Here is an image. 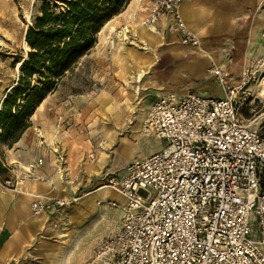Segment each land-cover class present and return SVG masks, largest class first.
I'll return each mask as SVG.
<instances>
[{
	"label": "built area",
	"instance_id": "2783aa9c",
	"mask_svg": "<svg viewBox=\"0 0 264 264\" xmlns=\"http://www.w3.org/2000/svg\"><path fill=\"white\" fill-rule=\"evenodd\" d=\"M183 1L136 0V10L145 14L143 24L164 20L182 45L196 47L199 38L179 11ZM262 72L264 55L250 59L238 83L230 84L225 67L211 62L207 73L222 95L188 90L156 96L139 133L165 145L128 161L123 172L103 175L100 186L122 201L96 203L120 209L121 221L81 264H264V110L250 108L260 100L255 88ZM67 101V110L49 107L56 119L52 143L36 132L38 155L21 176L44 181L40 169L64 164L59 138L76 124ZM19 181L5 188L15 191ZM52 202L60 201L33 198L31 213L41 214Z\"/></svg>",
	"mask_w": 264,
	"mask_h": 264
},
{
	"label": "rangeland",
	"instance_id": "374dc122",
	"mask_svg": "<svg viewBox=\"0 0 264 264\" xmlns=\"http://www.w3.org/2000/svg\"><path fill=\"white\" fill-rule=\"evenodd\" d=\"M41 1L42 0H0V38L7 42L6 46L0 45V103L6 91L17 80L20 65L18 60H22L21 58L26 56V51L28 50V47L25 46V32L27 27L32 23L34 17L39 15ZM125 8L126 7H124V9ZM26 11H28V16L25 13ZM129 18V16H126L123 19L121 11L119 14L112 16L111 19L102 26L97 34L95 45L76 61L59 81L56 89L48 94L50 95L49 101L42 107L45 115L39 117L37 114L34 118L35 120H32L31 117V125L22 134L21 144L17 143L21 138L11 145L5 142L0 143V184L3 187L8 185V188H14L13 184L15 180L19 181L21 179L27 181L28 179H32L21 176V173L25 170V167H30L36 158L37 151L35 149V142L37 126H50V124H54L56 120L52 111L49 110L50 106H60L61 110H67V107L64 105L69 99L72 107L78 104L80 108L79 111L81 112V110L83 111L87 108L86 106L88 105L87 102L89 99L98 97L103 91L112 96L113 100L119 98L120 94L118 90L122 81L121 78L117 79V77L113 75L116 67L113 63V56L117 51L114 45H112L114 38L109 32L107 23L110 21H118L120 23L118 26L122 27L125 20ZM4 32H7L8 35ZM163 37L164 40H167V33H163ZM159 39L161 43V36ZM131 41L132 39L122 40V47L118 49L120 51L122 50V56L127 54L126 47L133 46V44L131 45L130 43ZM166 49L167 48L164 47L158 49L160 52L159 61L155 64L153 71L155 79L164 83L165 93L169 92L176 95H183L185 91H195L194 87L197 84L199 85L202 80L192 79V87L186 89L185 86L182 87V85H179L174 77L169 75L170 58L172 56ZM206 82H211L214 85L218 84L214 78L206 80ZM202 90H205V88ZM207 93L199 92L198 94L205 96L215 95V93ZM70 96L71 98H69ZM140 97L143 101L145 117L148 110L146 106L153 101L155 95L153 91H149L148 89L144 91ZM259 99L260 100H256L254 104L250 105V108H254L256 111L264 110V99L260 97ZM74 109H76V107ZM74 109L72 108L71 112H75ZM71 112H69L68 115ZM250 113L251 109H246L243 112L244 116H249ZM135 114L136 112L132 117H134ZM97 125L101 124L97 123ZM97 125L89 126L84 119L81 120L80 123L74 124V126L69 128L68 132L72 133L74 138L83 141L88 140L93 146H96L101 138L99 136L102 135L101 132H98ZM140 125L135 131L136 134L140 130ZM110 126L113 125L111 124ZM130 127V124H123L121 118V121L112 129L117 133L118 138L124 135L131 137L134 135V132L130 130ZM117 142L118 139L108 150L110 153V161L101 174L92 175L88 181L86 176L80 173L75 179V182L79 183V187L67 200H63L59 203H51L52 205L45 210L43 223L39 222L42 224L41 226L37 225L38 223L32 224L31 220L33 221V219L25 218L24 211L20 209L19 205H15L14 207L13 205H9L0 208V264H52L51 260H53L54 252L57 250L56 253L58 255L61 248L67 243L77 245L71 257V264H81L90 256L95 243L104 236L98 238L96 241L95 237L101 235L104 229L107 230L106 234H109L120 225V209L108 207L106 205H98L96 201L102 197H91L79 205L77 199L87 192L96 190L103 184L102 179L104 174L108 172H119L129 160L139 159L144 157V154L147 156L153 152L159 151L161 147L165 145V142L154 137H146L140 134V136L136 138L135 145H133L135 147L132 149V158L129 152H126L124 149H122V152L117 151V153H111V150L117 146ZM98 146H101L100 143ZM93 153L94 158L92 160L96 158V152L93 151ZM85 156L87 158L89 154L85 153ZM84 163L86 164V169L87 164H94L88 159H86ZM18 165H20V167ZM48 178L49 177L45 180L47 181ZM7 180L10 181V184H6L5 181ZM105 190L107 192L111 191V189L107 188ZM8 192L18 196L17 191L9 190ZM108 196H110V193ZM31 201L32 200H29L28 202V209L30 212ZM91 209L96 211L93 212ZM99 213L102 216L100 219L97 218ZM39 217L43 219V216ZM54 232L61 234V236L53 234ZM48 240L55 241L54 243L57 245L52 244V247H50L51 244ZM7 247H9V255L4 254L5 248ZM42 252H47V254ZM55 257L57 258V256Z\"/></svg>",
	"mask_w": 264,
	"mask_h": 264
},
{
	"label": "crops",
	"instance_id": "0c3cea01",
	"mask_svg": "<svg viewBox=\"0 0 264 264\" xmlns=\"http://www.w3.org/2000/svg\"><path fill=\"white\" fill-rule=\"evenodd\" d=\"M131 1L134 12L137 14L139 19H143L145 14L141 12H137L136 0H131ZM127 8L128 7L126 6V8L122 11L123 19L126 16L130 17L129 12L133 11V10L132 11L127 10ZM180 14L183 18L185 25H187L189 29H191L193 32L199 35L202 46L205 48L206 51H208L209 55L212 57L211 59L214 58L213 59L214 61L218 63H225L227 65V82L230 84H236L238 82V77L240 76L241 69L248 62V60L260 57L263 54L264 0H184L180 4ZM164 23L165 21L162 20L159 21L156 26H154L155 30L161 36L162 40L161 43L154 45V51H153L154 54L152 58L153 66L150 72L145 76V78L141 83L142 85H141L140 95L148 89L149 91L150 90L153 91L155 95L154 99L156 98L157 95L165 94L164 83L157 81L153 74L154 66L159 61L160 52L158 51V49L160 47L167 48L166 50L172 56L170 58L169 75L174 77V79L176 80L177 83H179V85H182V87L185 86L186 89H189V87H192L191 84L192 79H200L202 80L200 81L201 85L197 84L194 87L195 89L194 92L196 93L208 92L209 94L215 93V95L218 96L222 95V91H221L222 89L221 87H219V84L214 85L211 82H206V80L212 79V77L207 73V68L210 66L211 62L213 61H210L211 59L209 57L197 51L195 47L182 45L178 41V38L174 33L171 34V32L166 31ZM163 33H167L168 36L167 40H164ZM119 59H121V61ZM130 61L131 59L129 58V56L127 54L122 56L121 51H119V53L116 52V54L113 56V63L116 66L113 75L116 76L117 79L121 78L122 81V84L118 90L119 94H121L120 92L124 83V78L127 77L128 74L130 73ZM125 64L127 65L125 66ZM203 88H205V90H202ZM157 90L159 93L157 92ZM49 98L50 95L46 96V98L40 104L41 107L39 106L37 107L36 111L32 115V120H35L34 118L35 116H37V114L39 117H43L45 115L44 109H42V107L46 104V102L49 101ZM90 100L92 99L88 100L87 102L88 104ZM67 102L68 101H66V103ZM152 102L147 104L146 107L148 109L152 104ZM138 106L139 109L145 112L141 97ZM75 107L76 109H74ZM72 108L75 110L76 124L80 123L81 120L84 119L86 121V118H88V122L86 121V123H88L89 126H94L95 124L97 125V123L101 124V125H97V127L99 128L98 132L103 128L110 127V125L113 124V122L115 121V117H112L113 118L112 123L104 124L101 121H95L94 118H89L90 113L85 118L84 112L86 109L83 111L81 110L80 112L79 111L80 108L78 107V104L73 107L71 104V111ZM134 117L136 119L137 114H135ZM143 119H144V114L138 126L142 123ZM55 122L54 124L51 123L50 126H41V127L37 126L36 132L40 131V133L46 138V140L52 143V138L55 133ZM102 126L103 128H100ZM48 132L51 135L48 134ZM71 134L72 133L67 132L64 135H61L59 138L65 150L64 164L60 165L58 168L55 169H50L49 166H45L42 169H40V172L46 173L47 177H49L47 181L46 180L38 181L36 179H28L27 181L20 180L19 183L20 182L21 183L17 185L18 187L15 190L18 192V196H15L14 193L8 192L9 191L8 189L0 185V208H3L4 206L7 207L9 205H13V207L15 205H19L20 209L24 211L25 218L26 217L31 218L33 219V221L31 220L32 224L38 223L37 225L41 226L42 224L38 222L39 221L38 217L43 216L42 219V223H43V220L45 218V212L38 216H34V215L32 216V213L28 209L29 200H32L34 197L38 195L47 196L49 195L48 192H52V195L50 194L47 197H57V198H65V199L69 198L72 195V193H74L76 189L79 187V183L78 182L76 183L75 179L78 177L80 173H83L88 181L90 180V177L92 175H97V173L101 174L107 163L110 161L109 160L110 153L108 152V150L112 147V145L115 143L117 139H118L117 146L113 150H111V153L113 154L117 153V151L122 152V142H128L129 144H132V142L136 140L138 136H140L139 132L137 134L136 132H134V135L132 137L124 135L123 137L118 138L117 133L114 131L113 134H116V138L113 144L111 143L107 147L108 156L105 163L103 165H100L97 161L98 152L96 151V149H100L102 147L98 145L102 141L101 139L103 138V136L100 135L99 136L101 137L100 141L97 143L96 146H93L90 141L78 140L77 138L73 137V134L71 136ZM67 135H69V137H67ZM37 139L38 138L36 137L35 149L38 155L39 149L37 147ZM21 140L22 138L17 143L21 144ZM93 151L96 152L95 153L96 158L94 160H91L89 157L86 158L85 153L90 154ZM131 156L133 157V155ZM143 156L145 157L146 155L144 154ZM86 159H88L90 162H93L95 165V167L89 171L86 169V164L84 163ZM64 168L65 169L68 168L72 173V176L74 177L72 183V187H74V189L72 191H69L67 188L62 187L60 184L51 183L53 182V178L55 174L59 170L64 171ZM26 184H27V188L29 187L27 189V192L33 194L28 198L23 191L24 185ZM106 188L107 187L105 186H100L94 191L85 193L83 196L77 199L78 205L80 203L82 204L89 198L95 196L102 197L100 199L109 197L111 199H118L119 201H122V198L115 191L111 190L110 192H107L105 190ZM109 193L110 196H108ZM91 211L95 212L96 210L91 209ZM101 217L102 216L99 213V215H97V218L100 219ZM106 232L107 230L104 229L101 235L95 237L96 238L95 241L102 236L104 237L107 236L108 234H106ZM53 234L61 236V234H58L56 232H54ZM48 241L51 244L50 247H52V244H56L54 243L55 241H50V240ZM5 249L6 250L4 254L9 255L10 253L8 251L9 247ZM56 252H54L53 260H51L52 264H54L53 262L56 259L55 257L57 256ZM42 253L47 254V252H42Z\"/></svg>",
	"mask_w": 264,
	"mask_h": 264
},
{
	"label": "trees",
	"instance_id": "16d2710c",
	"mask_svg": "<svg viewBox=\"0 0 264 264\" xmlns=\"http://www.w3.org/2000/svg\"><path fill=\"white\" fill-rule=\"evenodd\" d=\"M131 0H42L25 32L26 56L18 60L16 82L0 103V143L17 142L37 107L76 61L96 43L97 34Z\"/></svg>",
	"mask_w": 264,
	"mask_h": 264
},
{
	"label": "bare ground",
	"instance_id": "6f19581e",
	"mask_svg": "<svg viewBox=\"0 0 264 264\" xmlns=\"http://www.w3.org/2000/svg\"><path fill=\"white\" fill-rule=\"evenodd\" d=\"M127 10H130V11L133 10L132 1L128 5ZM179 11H180V6H179ZM25 13L28 16V11H26ZM129 15H130V19H127L124 22V24H122V27L118 26V25H120V23L118 21H115V22L110 21L107 23L109 32H110V34L113 35L112 37L114 38V40L112 41L113 42L112 45H114L116 51L122 47V40L132 39V41L130 43H131V45L133 44V46H130V47H126V45H125L126 53L129 56V58L131 59V61H130V73L128 74L127 77L124 78V83H123V86H122V89L120 92L121 94H120L118 99L113 100L112 96H110L108 93L103 91V92H101V94L98 97H95L94 99L89 101V104L86 106L87 108L84 112L85 118L90 113L89 118H94L95 121H101L104 124L112 123L113 122L112 116L115 117V121L112 124L113 126L106 127V128H103V126L100 127V128H103L99 131V132H101V134L103 136V138L101 139L102 141L100 142V145L102 146V148L96 149V151L98 152L97 161L100 165H103L105 163L107 156H108L107 147L111 143L113 144V142L116 138V134H113L114 130L112 128L115 127L121 121V118L123 120V124H126V125L130 124L131 125L130 130L132 132H135L140 120L142 119L144 112H143V110L139 109V106H138V104L140 103V93H141L140 91H141V85H142L141 83H142L143 79L145 78V76L150 72V70L153 66L152 58H153V54H154V52H153L154 51V45L160 43V39H159L160 35L155 30L154 26L143 24L142 19H139V17L134 12V10L132 12H129ZM120 16H121V14H120ZM4 33L8 35L7 32H4ZM171 34H173V33L171 32ZM195 34L199 38V45L196 46L197 51H199L200 53L206 55L207 57H209L211 59L212 57L209 55L208 51H206L205 48L202 46L199 35L197 33H195ZM0 45L6 46L7 42L4 39L0 38ZM25 46L28 47L26 42H25ZM119 51L120 50H118L117 52L119 53ZM263 55H264V53L261 56H263ZM213 59H211L210 61H213L215 64H219V65H222L225 67L226 81H227V65L225 63H218V62L214 61ZM119 60L121 61V59H119ZM119 65H120V63H119ZM126 65L127 64H125V66ZM243 67H242V69H243ZM242 69H241V73H242ZM241 73H240V75H241ZM219 87H221V89H222V86L219 85ZM256 87H257L256 88V96L264 99V72H262L260 77L258 78ZM221 91L223 94V89ZM39 107H41V106L39 105ZM135 112H137L136 113L137 114L136 119H135V117L134 118L132 117V115ZM124 117H126V118H124ZM86 121L88 122V118H86ZM98 130H99V128H98ZM71 136H72V134H71ZM67 137H69V135H67ZM105 139L106 140L108 139L109 141L107 140L108 141L107 142ZM135 141L136 140H134L132 142V144H129L128 142H122V149H124L126 152H129L130 157H132L131 156L133 153L132 149H133V147H135V146H133V145H135L134 144ZM63 161L65 162L64 158H63ZM18 166L20 167V165H18ZM94 167H95L94 164H92V165L87 164V170L88 171L93 169ZM26 169H29V167H25V170ZM73 178L74 177L72 176V173L70 172V170L68 168H66V169L64 168V171L59 170L55 174V176L53 178V182H51V183L60 184L62 187L67 188L69 191H72L74 189V187H72ZM32 179H35V178H32ZM20 183L18 182L17 185H19ZM28 188H27V184L24 185L23 191H24V194L27 196V198L33 195V194L27 192ZM48 193H49V195L50 194L52 195V192H48ZM100 193H102V192H100ZM49 195H47V196H49ZM47 196L38 195L36 197H40L41 199H44V200L45 199H57L60 202L68 199V198L65 199V198L47 197ZM44 212L45 211H42L41 214ZM38 220H39L38 222H42V219L40 217H38ZM76 248H77L76 244L71 245V244L67 243L65 246H63L61 248L59 254L57 255V258L54 260L53 263L54 264H71V257L73 256V253L75 252Z\"/></svg>",
	"mask_w": 264,
	"mask_h": 264
}]
</instances>
